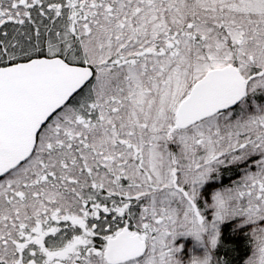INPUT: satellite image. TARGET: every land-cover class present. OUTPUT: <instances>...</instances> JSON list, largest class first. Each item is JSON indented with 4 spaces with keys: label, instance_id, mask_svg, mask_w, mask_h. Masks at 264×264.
Instances as JSON below:
<instances>
[{
    "label": "snow or ice",
    "instance_id": "1",
    "mask_svg": "<svg viewBox=\"0 0 264 264\" xmlns=\"http://www.w3.org/2000/svg\"><path fill=\"white\" fill-rule=\"evenodd\" d=\"M0 264H264V0H0Z\"/></svg>",
    "mask_w": 264,
    "mask_h": 264
}]
</instances>
